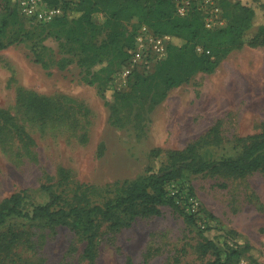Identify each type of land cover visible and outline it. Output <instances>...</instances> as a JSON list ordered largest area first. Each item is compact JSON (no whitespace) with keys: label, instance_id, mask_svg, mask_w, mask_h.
I'll use <instances>...</instances> for the list:
<instances>
[{"label":"rangeland","instance_id":"obj_1","mask_svg":"<svg viewBox=\"0 0 264 264\" xmlns=\"http://www.w3.org/2000/svg\"><path fill=\"white\" fill-rule=\"evenodd\" d=\"M230 1L224 6L229 20L235 10ZM248 1L256 10L253 32L264 22V0ZM10 6L16 15L8 17L0 49V203L16 192L44 203L42 185L51 184L63 204L76 195L103 204L174 151L193 145L205 158H218L264 129V46L242 43L221 51L212 71L198 70L159 102L154 83L135 90L128 101L116 102L114 121L105 101L113 88L102 91L104 76L121 60L116 46L133 22L109 27L107 14L97 11L95 28L78 36L61 26L30 32L20 26L18 18L32 28L12 0ZM4 15L0 10V23ZM113 30L125 34L112 41ZM185 39L172 36L171 42ZM92 46L102 59L89 60ZM130 82L117 90L130 91ZM153 149L159 151L156 160ZM168 190L195 197L204 211L202 230L160 204L158 213L127 225L101 220L89 258L84 236L70 225L12 217L0 226V240L8 245L0 264H208L215 258L210 240L222 250L224 241L248 244L264 264V171L186 173Z\"/></svg>","mask_w":264,"mask_h":264},{"label":"trees","instance_id":"obj_2","mask_svg":"<svg viewBox=\"0 0 264 264\" xmlns=\"http://www.w3.org/2000/svg\"><path fill=\"white\" fill-rule=\"evenodd\" d=\"M216 1L222 8L227 23L224 27L214 30L204 27L202 14L195 7L188 16H178L174 11L173 0H71V3L65 4V13L48 24L35 23L27 19L32 28H27L23 20L16 17L20 26L26 31L33 32L35 29L61 26L67 28L71 35L95 28L92 14L97 11L107 14L109 27L121 25V22H133L131 29H126L128 33L124 35L123 44L116 46L121 60L116 64L117 66L106 72L104 76L106 82L102 91L110 88L112 75L126 63L127 50L133 45L134 35L140 24L148 25L157 34L186 36L181 44L174 45L171 42L168 45L166 58L154 64L149 70H134L130 76V91L123 92V90L113 88L112 97L105 101L110 117L116 121V102L118 100L128 101L135 90L154 83L156 86L154 102H159L166 96L169 89L188 82L198 70L212 71L218 63L221 51L242 43L250 46H264V22L250 32L256 22L255 6L250 1L233 0L235 10L230 20L224 6L231 4V1ZM0 10H4L6 14L0 23V49H2L6 45L2 34L8 25V17L14 13L16 15V11L12 12L10 0H0ZM248 33L251 34L247 36ZM117 34L123 35L125 32L118 30L116 33L113 30L112 41L118 36ZM77 36H72V39L78 41L84 49L88 41ZM198 45L203 47V52H197ZM89 49H91L89 55L91 62L102 59L98 48L92 46ZM103 94L105 97V92ZM262 125L264 128V123ZM151 155L156 160L159 151L153 149ZM220 168H229L238 173L264 171V129L241 138L240 150L218 158H205L193 145L174 151L166 162L149 165L140 176L117 189L115 195L103 204L92 203L84 195H76L74 201L63 204L62 196L53 189L51 184L42 185L48 196L44 203L29 201L24 192L13 193L0 203V226L12 217L22 218L28 222L68 224L84 236L85 253L89 258L95 254L96 229L101 220L109 221L115 227L127 225L137 216L158 213L157 206L160 204L171 206L183 214L190 224L202 230L197 221L203 217L201 212L203 210H200L198 214L188 212L179 201L181 198L179 191L172 194L168 186L176 184L186 173L197 174ZM210 241L215 258L208 264H261L249 253L248 244L240 246V242L236 240L233 244L224 241L223 247L225 248L222 250L220 245L213 240ZM6 247L8 245L0 240V253ZM244 251L248 253L247 256L243 254Z\"/></svg>","mask_w":264,"mask_h":264},{"label":"built area","instance_id":"obj_3","mask_svg":"<svg viewBox=\"0 0 264 264\" xmlns=\"http://www.w3.org/2000/svg\"><path fill=\"white\" fill-rule=\"evenodd\" d=\"M14 7L26 19L40 24H48L65 13V4L71 0H12ZM174 11L178 16H188L192 9H198L203 17V25L208 30L224 27L227 23L223 10L216 0H173ZM170 34H157L148 25L140 24L135 32L133 45L128 48L126 63L114 72L110 80V88L120 89L127 82L134 70H149L154 64L166 58ZM197 52H203L201 45ZM208 52V50H206ZM178 190L171 193L175 194ZM180 203L190 213L198 214L200 207L194 196H180ZM205 227V219L198 220ZM242 262L245 261L242 259Z\"/></svg>","mask_w":264,"mask_h":264}]
</instances>
